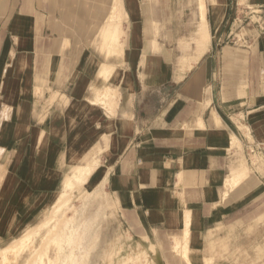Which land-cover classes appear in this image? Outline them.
Here are the masks:
<instances>
[{
  "label": "crops",
  "instance_id": "1",
  "mask_svg": "<svg viewBox=\"0 0 264 264\" xmlns=\"http://www.w3.org/2000/svg\"><path fill=\"white\" fill-rule=\"evenodd\" d=\"M158 1L186 6L184 13L189 6L190 17L185 23L175 10L169 19L160 7L147 19L138 0L111 2L110 14L117 3L132 25L125 58L129 98L112 114L87 97V50L64 45L67 35L41 0H0L2 229L33 220L60 191L66 168L101 148L107 191L130 228L166 233L187 264L210 259L212 247L240 244L244 210L263 188L253 179L236 186L228 181L243 172L231 173L238 160L233 140L241 134L253 144L243 147L262 150L264 171V0H203L204 21L200 0ZM237 12L245 24L234 38ZM146 21L172 22L175 39L196 33V60L187 72L166 46L146 43L155 37ZM186 233L190 262L176 248ZM233 252L226 261L235 260Z\"/></svg>",
  "mask_w": 264,
  "mask_h": 264
},
{
  "label": "rangeland",
  "instance_id": "2",
  "mask_svg": "<svg viewBox=\"0 0 264 264\" xmlns=\"http://www.w3.org/2000/svg\"><path fill=\"white\" fill-rule=\"evenodd\" d=\"M111 2L112 0H41V9L52 12L51 14H53L55 24L58 25L60 31L63 34L67 35L64 45H70L71 41L74 42L75 45L79 46L80 49L87 50V53L85 54L86 60L84 58V62L88 63L87 66L92 67V79L90 88L87 92V97L89 100H92L94 104L106 108L110 113L113 114L115 109L120 107L122 103H125V101H127L129 98V83L126 78L127 65L125 63V58L126 52L128 53V34L132 25L127 19L126 13L125 19L122 15L123 33L120 34L121 36L117 37L118 39H114V42L115 40L120 42L123 39V41L120 42L121 44L123 42V47L120 46L118 41L117 42L119 43V46L115 44L116 42L113 43L116 49H120L122 52H116L117 50L114 47H109L108 45V49L111 48L116 51H110V53L112 52L111 54L108 53L110 55H108L107 52V55H105L104 52H101V45L99 44V41L96 43V39L99 40V38L96 36L100 30H102V27H104V25L110 20L109 16ZM138 2V6L142 8L147 19L149 17H153L152 14L160 12V7L167 11V18L169 19L175 14V10L178 14H183L186 9V6L175 7V5H173L171 7L165 3L160 5L158 0H138ZM240 5L244 7L245 1H241ZM184 14L183 16L185 17L186 23L191 14V9L189 6ZM144 23L140 24V29L144 28ZM107 28L110 27L107 26ZM145 28L151 35L155 36L146 37V43L150 46L153 44L158 49L159 46H166V48L170 50L169 58H172V61L176 62L179 67H182V71L184 73L187 72L190 66H192L196 60V51L193 49V43L195 42L194 37L196 36V33L194 36L192 33H189L190 35L188 37L175 39L172 36L174 24L168 21H146ZM165 30H172L168 31L170 36H163V31ZM80 35L83 36L80 37ZM176 50L177 52L174 53ZM115 53L118 55V59H116L117 57L115 56V58L111 56L113 54L115 55ZM121 53L122 56L120 55ZM80 55L81 54L74 55V61H76V57ZM106 57L108 60L110 57V60H114L115 63H112L115 64V66L113 65L115 67H113L114 69L112 66L108 68L109 66L107 64L110 62H108ZM106 60L107 62H105ZM99 66H103L102 69L107 67L109 71L111 70L112 72H110V75H108V72H106V70H102L101 67L99 69ZM97 70H99V73L101 72V74H99ZM104 72L106 73L102 75ZM97 73L99 76H103L102 80L104 82L101 80V78H99V76L97 77ZM105 76L107 78H105ZM96 78L98 79L97 81ZM107 88H110L111 92L113 90V92H117V94L114 95L110 94L116 105H113L112 103L114 102L112 101V103L108 105L104 103L106 102V92L109 91ZM109 105L112 110L110 107H108ZM245 133L248 137H250L247 131ZM238 138L239 139H237V141L233 140V145H235L237 149L236 157L238 160L235 164L236 166L232 168L231 173L232 176L244 170L246 173H241L245 174V178H240V182L234 184V186L239 185L244 181L248 183V181L253 179L254 185H262L263 193L257 199H251L254 201H252V203H248L246 209L244 210L245 212L243 216L247 220V223L246 229L239 232L241 235L240 244L237 247H229L228 245L212 247L211 255L209 256L210 259H203L201 256L200 260H198L199 258L196 259V261L192 262L193 264H264V171H261L263 169H261V164H259L260 158H263L262 153H260L262 150L256 151L250 146L243 147L242 145H253L251 144L252 140L245 138L243 134L238 135ZM101 153V148L90 152L84 157V159L79 160L77 165L66 168V176L63 175L64 179L62 185L64 180L71 174V172H73L74 168L81 165H90L89 167H91L92 164L97 165L96 170L91 174L85 183L84 188L87 187L86 193L83 191L82 193L84 194L82 195L81 192L79 193L81 188L75 187L72 192H70V196L71 193L72 196L69 197L73 199L71 202L74 203V211L72 210L69 213V216L75 217L74 220L76 223H78L79 234L76 235L75 240H78L83 248L84 256L87 258L85 264H187L180 257V255L176 253L175 246L173 244L174 239L168 236L166 233H161L159 231H145L135 227L130 228L123 221H121V214L118 211V204L107 191L105 166H103V160H101L99 157ZM1 166H3L2 169H4L3 171L0 169L1 174L3 173L0 176V189L5 174L7 173L6 158L3 157V152L0 151V167ZM235 170L238 171L234 173L233 171ZM98 174H100V176L97 180L96 176ZM94 179L97 180L95 184ZM62 185L60 191L62 189ZM84 188L82 187V189ZM60 191L56 193L54 198L50 200V202L45 207L39 210V213L36 214L34 219L30 222L20 223L18 224V228L12 229L10 231L2 229L4 224H0V251L4 250L7 246L12 248L13 244L16 246H14V248H16L14 251L9 250L10 252H6L7 255L3 254V256L2 253L4 252H0V264H15V262H17L16 258L23 253L21 246L24 245L28 248L30 245L28 244V239H30L29 243H31L32 246L33 243L37 242V240H40L43 232L45 233V230H48L49 227L47 226H52V224H50V216L53 214L52 212L55 211L53 210V207L55 209L56 196ZM78 197L80 199H78ZM257 213L261 215H257L258 218L255 219L254 216ZM96 215H99V217L98 220L95 221L94 217ZM60 231L61 232L56 230L55 234L57 233L58 235V233H62L61 229ZM29 233H33L32 239L31 237L27 238L30 236ZM226 233L228 237V230H226ZM63 234L64 233L60 234V238H58L59 236L56 235L57 239L52 242L50 246V249H52L51 251H53L50 252V257H52L53 254L55 256L57 253L55 259L54 257L50 259L48 254L44 257L42 264H55L58 262V252L62 249L60 247L64 246L63 240L66 235ZM20 237L21 240L19 239ZM17 239H19L18 242ZM15 243H18V245L19 243L21 244L18 247V245ZM230 249L234 251V261H226ZM16 254L17 256L15 257ZM52 259H54V261Z\"/></svg>",
  "mask_w": 264,
  "mask_h": 264
},
{
  "label": "bare ground",
  "instance_id": "3",
  "mask_svg": "<svg viewBox=\"0 0 264 264\" xmlns=\"http://www.w3.org/2000/svg\"><path fill=\"white\" fill-rule=\"evenodd\" d=\"M199 9H200L199 10V12H200V18L202 19V21H204L206 8H205V5H204L203 0H200ZM122 15H123V13H122V10H121V6L119 4H117V3H115L114 4V7L112 9V12H111V14L109 16L110 20L109 21L107 20L108 23H106L104 25V27H102V30H101L100 35H99V44L101 45V52H104L105 55H107L108 53H110V51H116L117 50L116 52H119V53L122 52V51H120V49H116L115 45H113V43L116 42L115 44L117 46H119V43L121 41H123V39L122 40L120 39L121 40L120 42L117 40L119 43L116 40L114 42V39H118L117 37L121 36L120 34L123 33V28H122V25H123L122 24ZM107 26H109L110 28H107ZM121 38H123V37H121ZM122 44H123V42H122ZM122 44L120 43V46L121 47H123ZM107 45L109 47H114L116 50L111 49V48L108 49L109 47ZM106 52H107V54H106ZM110 54H108V55H110ZM120 55L122 56V53ZM111 56L112 57L115 56V57H117L116 59H118V55H116V53H115V55L113 54ZM107 57H106V59L108 60ZM110 58H109V60H110ZM107 60L105 62H107ZM109 60H108V62H110V63H108V64L106 63V64L109 66L108 68H110V66H112V68H113L115 66V64H112V63H115V62H114V60H110V61ZM100 67L101 66H99V69H100ZM102 68H103V66L101 67V69ZM106 68L107 67H105L102 70H104V71L106 70V72H108V75H110V72H112V71L111 70L109 71V69L107 68L108 69L107 70ZM102 70H100V71H102ZM97 71L99 73V70H97ZM106 72L102 73V75L105 74ZM98 73H97V77L99 76ZM99 74H101V72ZM106 76H105V78H107ZM99 78H101V80H102L103 79V76H99ZM105 78H104V80H105ZM97 80L98 79L96 78V81ZM107 89H109V91L106 90L107 91L106 92V95H105L106 102H104V103H106L108 105V104H111L112 102H114V100L112 99L111 95L112 94L113 95L114 94H117V92H113L114 90L111 92V89L110 88H107ZM112 104L113 105H116L115 102L112 103ZM108 107H110V105ZM112 107H115V106H112ZM110 109L112 110L111 107H110ZM2 115H4V114L2 113ZM0 119H1V117H0ZM234 138H236V137H234ZM89 166L90 165H88V166H82L81 165V166H78V167L74 168L73 169V172H71V174L64 180V183L62 185V189L58 193V195L56 196L57 197L56 198V201H55L56 202L55 203L56 204V207H55V209L53 207V210H55V211L52 212L53 214H51V216H50V218H51L50 224H52V226L51 225L47 226V227H49L48 230L46 229L45 230L46 232L45 233L43 232V234L41 235L40 240L39 241L37 240V242L33 243L32 246H31V243H29L30 242L29 241L30 239H28V240L26 239L28 241V244H30V245L28 246V248L26 246H24V245L21 246L23 253L20 254L19 257L16 258L17 262H15V264H42L43 263V260H44V257L47 256L48 254H49V258L50 259L52 257H54V259H55V256L57 255V253H56L55 256L53 254L52 257H50V252H53V251H51L52 249H50L51 248L50 246H51L52 242H54L57 239V236H59L58 238H60V234H62V233L66 234L65 235V238L63 240L64 246L60 247L62 249H61V251L58 252V256H59V258L57 260L58 262L56 260L55 261L58 264H85L86 263V259L87 258L84 256L83 248L80 245V242L78 240H75L76 239V235L79 234V232H78V223H76V221L74 220L75 217H70L69 216V213L74 209L73 208L74 207L73 206L74 203L71 202V200H73V199L72 198H69V197L72 196V193H71V196H70V192H72V190L75 187H78V188L80 187L81 188V190L79 191V193L80 192L82 193L83 191H84V193H86V188L87 187L84 188L85 183L88 180V178L91 176V174L96 170L97 165L92 164L91 167H89ZM2 167L3 166L0 167L1 171H3V169H4V168L2 169ZM1 171H0V176L3 174V173L1 174ZM243 172H245V170ZM99 176H100V174H98L96 176V179L97 180L99 179ZM240 178L241 179H244L245 178V174H239L236 177L230 179V181H228V185L234 186V184L240 182L239 181ZM96 179H94V184L97 181ZM82 187L84 189H82ZM84 193H82V195ZM95 195H97V194H95ZM86 196H89V195H86ZM86 196H85V198H86ZM78 199H80V198L78 197ZM51 209H52V207H51ZM111 214H112V212H111ZM98 217H99V215H96L94 217V220L95 221L98 220ZM60 229L62 230V233H60V234L58 233V235H57V233L55 234L56 230H59V232H61ZM32 234L33 233H29L30 236H28V237L26 236V237L27 238L31 237V239H32L33 238V235ZM22 238H25V237H22ZM19 239L21 240V237ZM19 239H17V242L19 241ZM187 240H188V237H187V233H186L185 234V238L182 241H179L178 240L176 242V248L177 249H180V248L183 249L181 256L184 257L185 260L189 261V260H191V259H189L191 255H190V250H189L188 245H187ZM32 241H34V240H32ZM21 242L24 243L23 241H21ZM20 244L21 243H19V245H18V243H17L16 245H18V247H19ZM12 246H11L12 248H10V246L9 247L7 246L4 250H2L4 252V253H2V255L3 254H6V252H8L9 250H13L14 251L16 249V248H14L15 245L13 244ZM2 251H0V252H2ZM16 256H17V254L15 255V257ZM54 259H52V260L54 261ZM57 263H55V264H57Z\"/></svg>",
  "mask_w": 264,
  "mask_h": 264
},
{
  "label": "built area",
  "instance_id": "4",
  "mask_svg": "<svg viewBox=\"0 0 264 264\" xmlns=\"http://www.w3.org/2000/svg\"><path fill=\"white\" fill-rule=\"evenodd\" d=\"M243 24H245V20H243V16L237 12V15L235 16V19L233 20V23L230 29V33H231L230 36L233 35V37L236 38L237 35L234 34V32H237L239 30L238 26H241ZM246 24H250V21H248Z\"/></svg>",
  "mask_w": 264,
  "mask_h": 264
}]
</instances>
